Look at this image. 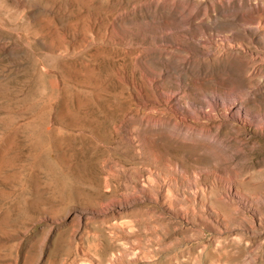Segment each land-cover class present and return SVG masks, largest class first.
<instances>
[{"label":"rangeland","instance_id":"374dc122","mask_svg":"<svg viewBox=\"0 0 264 264\" xmlns=\"http://www.w3.org/2000/svg\"><path fill=\"white\" fill-rule=\"evenodd\" d=\"M260 12L264 0H0V264H264V134L164 123L148 138L127 113L143 72L186 107L216 92L264 113V76L247 73ZM169 163L218 181V227L187 207L169 218L142 190L148 164ZM226 180L260 214L217 201Z\"/></svg>","mask_w":264,"mask_h":264},{"label":"bare ground","instance_id":"6f19581e","mask_svg":"<svg viewBox=\"0 0 264 264\" xmlns=\"http://www.w3.org/2000/svg\"><path fill=\"white\" fill-rule=\"evenodd\" d=\"M249 21L252 24L258 23L257 24L258 27L264 28V12H260V13H258V15L251 17ZM233 45H235V44H233ZM237 45H242V46L245 45L244 40H241V39L238 40ZM251 57L253 60L250 63L249 67L247 68L248 75H250V77H253V78L264 76V70L262 69V64H264V53H262V52L255 53L254 52V53H251ZM143 73H144L143 77H144L145 82L144 83L141 82L139 85H137V83H136V85H134L136 88V92L135 93L133 92L135 103L129 107L127 113L130 114L132 117H133V115L140 116L141 123H139V122L138 123L141 125V127L144 126V128H143L144 130L148 131V132H144L145 135H147V133H150V135H154L156 132H159L158 130L160 128L164 127V125H163V127H160V125L162 126V124H164V123L165 124L171 123V125H174L175 127L176 126L181 127L180 130L183 131V129H185L186 134L188 133V131H195L196 132V130H200V132H202L201 130H203V131L205 130V132L206 131L211 132L210 131L211 128H214V127L219 128V129L223 128L224 132L228 131V133H231L233 130L239 131L240 129L249 130V129L255 128V129L261 131L262 134H264V113H262L263 111L260 108V106H259V108L254 110L255 113L250 116L246 112H244V109L246 107L244 105H241L240 102L237 101L238 99L236 97H231V96H227V95L222 96L219 93L215 92V93H211V94H206L204 96V98L201 99V97L204 95V93H203L201 97L198 96L199 100H196L194 98L192 100V102L190 103L191 105L186 107L182 101V97L184 94L182 95L183 90H181V88L174 87V88L167 89L164 87L165 85L161 80L162 79L161 74H159V75L154 74L153 75L150 72L149 73L143 72ZM249 86L251 87L252 84H250ZM238 98H239V95H238ZM263 110H264V108H263ZM167 126L172 128V126H169L168 124H167ZM173 129H174V127H173ZM127 131L129 133H131L130 136L135 137V135H136L135 134V126L131 127ZM138 135L139 134H137V136ZM148 135L146 137L150 138V136H148ZM153 137H155V136H153ZM151 141H153V140H151ZM134 163H136V162H133L132 164H134ZM170 163L168 165L167 164L163 165V166H166L168 168L166 171L163 167H160L158 165L148 164V166L146 167V174L142 175V178L140 179L141 181H139V183H138L140 185V187L142 188V190L145 191V189H147V188L154 190L152 192L148 191L150 199L152 201L153 200L156 202L162 201L163 203L168 204V206H169L167 208L168 210L167 209L164 210L163 213L168 212L169 218H171V217L178 218L177 213L172 212L171 208L176 207V208H179L181 210V208L187 207L189 211L191 210L194 214H197L199 216V218H201L202 214H204V216H206V218L208 219V222L211 226L218 227L219 224H221L220 216L216 212L217 210L215 211L214 207L208 201L209 200L208 199L209 194L212 192V190L216 186L217 187L219 186L218 181L215 180V182L214 181L208 182L207 180L202 179L201 178V176H202L201 171H197L195 169H193L189 173V179L186 180V175L183 174V172H180L181 170H179L178 165L172 164L173 165L172 166ZM91 167L93 168V170H96L97 169L96 163H91ZM112 167H114V166H112ZM111 173H113V171ZM214 175L219 176L220 177L219 179H223L222 172L215 173ZM105 180L107 183V177H105ZM249 181H251V180H249ZM226 182L227 183L224 182L225 184L220 185V188H219L220 196L217 199V201H222L225 203H234L237 200L238 202L242 203L247 208L249 206L255 207V205L260 202V200H259L260 197L257 198V197L252 196V195L242 194L241 190H239V184H238L237 180H232V181L226 180ZM255 209H256V207H255ZM232 210H234V209H232ZM185 211L187 212L186 209H185ZM185 211L183 212V215L188 216ZM256 212H258V214H260L259 210H257V209H256ZM185 216H184V219H188V217H185ZM150 217H151V215H150ZM193 222H195V220ZM252 222H254V221H252ZM195 224H196V222H195ZM199 224H200V222H199ZM240 225H241V223H240ZM171 226L169 225V227H171ZM207 226H208V224H207ZM144 227H145V225H144ZM176 228H178V227L176 226ZM139 230H141V229H139ZM149 232H151V231H149ZM178 241H179V238H178ZM139 249L142 250L141 248H139ZM145 253H146V251H145ZM134 256H135V253H134Z\"/></svg>","mask_w":264,"mask_h":264}]
</instances>
